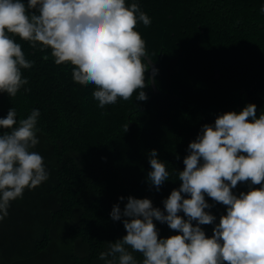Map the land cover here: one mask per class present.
<instances>
[{
  "label": "trees",
  "instance_id": "1",
  "mask_svg": "<svg viewBox=\"0 0 264 264\" xmlns=\"http://www.w3.org/2000/svg\"><path fill=\"white\" fill-rule=\"evenodd\" d=\"M125 2L139 4L151 20L135 30L157 66V93L144 60L146 88L100 108L95 85L74 82V66H57L50 49L41 52L13 37L34 65L21 70L29 83L15 98L0 93V119L13 107L17 121L40 111L33 151L42 156L49 179L26 189L0 220V264H105L99 253L127 235L124 218L111 219L115 205L123 211L128 197L147 198L163 211V201L181 186L177 174L204 125L249 104L257 106V118L264 113V0ZM142 90L146 101L137 99ZM153 150L170 173L159 191L147 180ZM249 190L250 182H241L232 191L239 196ZM205 200L212 205L205 211L216 220L200 227L211 238L227 209L207 195ZM154 223L161 239L180 234ZM134 256L142 264V254Z\"/></svg>",
  "mask_w": 264,
  "mask_h": 264
},
{
  "label": "clouds",
  "instance_id": "2",
  "mask_svg": "<svg viewBox=\"0 0 264 264\" xmlns=\"http://www.w3.org/2000/svg\"><path fill=\"white\" fill-rule=\"evenodd\" d=\"M138 22L151 24L139 4L126 6L125 0H28L27 5L0 0V93L15 98L29 83L21 70L31 69L34 61L25 58L13 38L19 37L33 49H50L57 66H74V82L95 85L92 95L100 108L118 98L130 100L146 88L149 70L143 59L148 57L145 41L135 30ZM137 99H148L144 90ZM40 115L33 109L17 121L13 107L0 119V129L7 130L0 132V220L26 189L35 190L49 179L42 156L33 151L39 144ZM124 128L127 132L128 125ZM188 152L184 170L177 174L181 186L163 201V211L147 198L128 197L123 211L113 207L111 219L124 218L127 235L108 243L99 260L140 264L134 256L139 253L142 264H264V186L254 187L264 185V113L257 118V106L249 104L238 114L218 116L214 125H204ZM157 157L155 150L149 154L147 180L159 191L170 173ZM241 182H250V190L234 195ZM205 195L227 209L211 238L200 227L216 220L205 211L212 207ZM154 221L180 234L161 239Z\"/></svg>",
  "mask_w": 264,
  "mask_h": 264
},
{
  "label": "water",
  "instance_id": "3",
  "mask_svg": "<svg viewBox=\"0 0 264 264\" xmlns=\"http://www.w3.org/2000/svg\"><path fill=\"white\" fill-rule=\"evenodd\" d=\"M143 59L148 63L149 67L151 68V71H150L151 84H152V87H153L155 93H157L158 90H157L156 85L154 83V76H155L157 66L149 57H144Z\"/></svg>",
  "mask_w": 264,
  "mask_h": 264
}]
</instances>
